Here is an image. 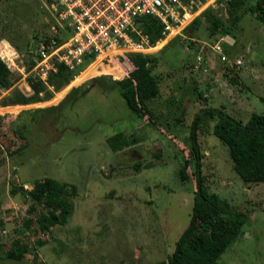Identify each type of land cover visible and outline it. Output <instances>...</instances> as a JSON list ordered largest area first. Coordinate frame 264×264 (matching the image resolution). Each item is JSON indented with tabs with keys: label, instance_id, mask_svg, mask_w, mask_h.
<instances>
[{
	"label": "rangeland",
	"instance_id": "rangeland-1",
	"mask_svg": "<svg viewBox=\"0 0 264 264\" xmlns=\"http://www.w3.org/2000/svg\"><path fill=\"white\" fill-rule=\"evenodd\" d=\"M255 2L248 0V7ZM44 5V0H0V41L15 48L11 39L31 45L35 35L51 34L53 19ZM214 6L211 9L225 16L224 3ZM222 39L224 53L232 62L242 60V69L229 71L210 51L200 72L194 70L203 47L200 41L215 45ZM156 57L154 75L162 84L161 95L150 102L154 119L138 120L106 79L107 90L96 85L73 107L44 115L29 132L19 133L23 122L16 119L22 111L55 107L74 87L97 77L123 79L118 68L110 72L107 67L85 82H71L48 102L0 112V226L18 229L29 210V198L19 188L13 194V184L30 190L36 181L51 178L78 189L67 221L54 224L49 233L40 232L37 223L19 228L18 237L33 252L20 262L0 259V264H160L175 255L193 222L209 217L211 210L201 200L193 176L184 182L180 178L189 160L190 126L204 107H225L244 122L253 113L264 114V23L248 12L231 36L210 37L202 21ZM20 63L13 71L20 77L15 87L30 91L23 81V58ZM215 83L219 90H210ZM199 93L207 95L208 102ZM215 123L206 121L199 132L207 185L251 217L219 264H264V183L248 184L236 174L228 148L213 134ZM119 133L139 142L113 153L106 140ZM22 147L20 154L9 156ZM136 163H152V168L137 173ZM188 170L191 174L190 165Z\"/></svg>",
	"mask_w": 264,
	"mask_h": 264
},
{
	"label": "trees",
	"instance_id": "trees-1",
	"mask_svg": "<svg viewBox=\"0 0 264 264\" xmlns=\"http://www.w3.org/2000/svg\"><path fill=\"white\" fill-rule=\"evenodd\" d=\"M220 3L225 4L226 17L222 15L223 11L220 13L210 8L189 27L198 26L204 21L210 37H225L231 36L248 12H252L260 22L264 23V0H256L251 7H248V0H228ZM142 28L149 35L152 43L162 37V26L156 18L145 17ZM68 37L69 33L62 31L61 35L56 38L57 43L62 44ZM50 39V34L35 35L31 45L24 39L10 40L24 59L27 72L35 64L34 52L36 49L41 43L49 44ZM89 63L90 60L79 71L70 70L64 64L57 63L55 70L50 73L47 83L28 76L26 82L30 91H23L21 88L15 87L20 77H16L0 58V84L9 91L0 101V105L5 107L1 108L0 112L12 113L21 108L16 106H31L52 100L55 94L69 86ZM118 65L125 72V77L119 81L112 80L111 76H102L91 80L88 78L89 81L85 82V80L84 84L74 87L57 106L22 111L16 119L23 122L18 128L19 133L29 132L30 127L37 125L44 115L55 110L61 111L64 107H73L96 85L107 90L106 79L110 80L111 88L119 90L128 108L138 120H144L145 117L154 119L150 102L161 95L162 84V80L154 75V69L158 66L156 54H130L127 55L126 62L123 61V58L118 59ZM227 67L229 71H232L229 66ZM232 80L234 83H238L237 78ZM199 96L200 98L205 97V101L208 102V98L202 93H199ZM206 121L216 122L213 134L228 148L236 174L248 184L264 183V114L253 113L250 119L244 122L229 115L225 107L222 109L202 108L190 126L187 137L189 160L181 169L180 178L184 182L190 180L191 175L193 176L198 194L211 213L209 217L197 224L193 222L185 237L180 241L181 245L178 244L175 255L168 262L160 264H219L221 256L242 236L243 228L251 221L250 213L238 211L228 201L209 190L203 174L204 154L199 144V132L203 129ZM106 142L113 153H120L136 145L139 139L119 133L108 138ZM24 149L25 147H22L18 151L11 152L9 156L20 154ZM156 156L161 158L162 155L158 153ZM151 164L136 163L133 165V170L138 173L143 169L152 168ZM188 164L191 167V174ZM17 188L21 189L22 193L29 198V210L27 215L22 217L24 225L18 226L15 232H18L19 228L23 226L30 229L37 223L40 232L49 233L51 226L67 221L74 213V199L78 196L76 186L45 178L32 184L31 190H25L24 185L17 187L13 184V194L17 193ZM0 225H3L1 218ZM17 232L16 236L8 238L6 243L5 238L0 237L1 260L20 262L24 259L25 254L33 252L32 248L30 249V246L18 237Z\"/></svg>",
	"mask_w": 264,
	"mask_h": 264
},
{
	"label": "built area",
	"instance_id": "built-area-1",
	"mask_svg": "<svg viewBox=\"0 0 264 264\" xmlns=\"http://www.w3.org/2000/svg\"><path fill=\"white\" fill-rule=\"evenodd\" d=\"M221 1L228 0H44L53 19L50 43H41L36 49L35 64L25 73L23 81L28 86L26 79L31 76L47 83L57 63L79 71L88 60L90 63L75 77V82H84L105 67L110 72L118 68L122 74L118 59L123 58L126 62L130 54L160 52L173 39L182 36L202 13ZM145 17L156 18L162 26V37L155 43L142 28ZM62 31L68 32L69 37L58 44L56 38ZM224 42L225 39L215 45L203 42L202 51L196 58L198 70L207 63L210 51L220 56L231 70L242 69V60L232 62L226 56L222 47ZM205 48L209 51L203 53ZM18 56L21 57L16 48L6 40L0 41V58L12 72L21 65L22 57L19 59ZM8 93L0 84V100ZM2 227L0 237L5 238V243L16 236L15 230Z\"/></svg>",
	"mask_w": 264,
	"mask_h": 264
},
{
	"label": "crops",
	"instance_id": "crops-1",
	"mask_svg": "<svg viewBox=\"0 0 264 264\" xmlns=\"http://www.w3.org/2000/svg\"><path fill=\"white\" fill-rule=\"evenodd\" d=\"M172 42H173V40H172ZM204 41H200V43L202 44ZM171 43V42H170ZM169 43V44H170ZM226 43V40H225V42H224V44ZM227 43H229V42H227ZM168 44V45H169ZM231 46H233V44H231V43H229ZM226 51L228 52V49H226ZM196 57H197V55H196ZM192 66H194V65H192ZM193 69V68H192ZM194 70H196L197 72L199 71L198 70V67H197V64L195 65V69ZM200 72V71H199ZM121 75V78H124L125 77V72H123L122 74H120ZM220 86V85H219ZM219 86H218V83H215V85H212V86H210V90H216V89H218L219 90ZM218 87V88H217ZM26 89L27 90H30V88L27 86L26 87ZM179 94V92L177 91L176 92V95H178Z\"/></svg>",
	"mask_w": 264,
	"mask_h": 264
},
{
	"label": "bare ground",
	"instance_id": "bare-ground-1",
	"mask_svg": "<svg viewBox=\"0 0 264 264\" xmlns=\"http://www.w3.org/2000/svg\"><path fill=\"white\" fill-rule=\"evenodd\" d=\"M120 76V75H119Z\"/></svg>",
	"mask_w": 264,
	"mask_h": 264
}]
</instances>
